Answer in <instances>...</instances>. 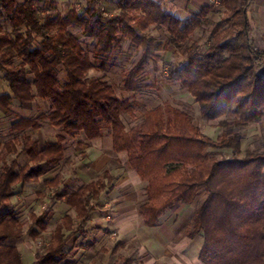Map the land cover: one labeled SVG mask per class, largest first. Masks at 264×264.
Listing matches in <instances>:
<instances>
[{
	"label": "trees",
	"instance_id": "16d2710c",
	"mask_svg": "<svg viewBox=\"0 0 264 264\" xmlns=\"http://www.w3.org/2000/svg\"><path fill=\"white\" fill-rule=\"evenodd\" d=\"M84 1L80 10L62 17L55 15L57 0H0V115L11 131V139L0 142V264H22L11 242L22 240L26 229L12 199L21 187L39 183L54 170L59 173L44 183L50 204L32 215L28 230L38 239L48 230L51 206L66 204L69 213L34 262L63 264L69 240L114 190L115 178L105 171L64 192L62 163L72 139L82 136L92 143L104 131L113 151L125 153L129 169L146 184L147 200L138 209L145 227H157L173 205L191 206L203 195L183 235L202 237L201 264H264V145L239 159L241 131L264 119V39L254 38L248 16L255 0H220L227 16L219 22L211 18L210 7L184 21L157 0H120L114 15H107L98 0ZM2 20L11 30L3 29ZM211 26L200 53L189 40L197 29ZM151 27L165 28L166 44L183 55V61L168 65V78L194 99L203 119L219 122L224 133L217 139L170 106L147 112L139 125L127 129L124 115L135 113L131 101L118 97L103 78L89 79L130 42L141 57L123 71L122 86L127 93L138 92L146 67L161 62L166 50L149 36ZM99 60L102 66L95 64ZM36 101L49 104L48 111L11 119L13 105L23 108ZM43 122L61 132L55 141H43ZM218 151H230L232 158L219 160L213 154ZM23 157L27 162L21 164Z\"/></svg>",
	"mask_w": 264,
	"mask_h": 264
},
{
	"label": "rangeland",
	"instance_id": "374dc122",
	"mask_svg": "<svg viewBox=\"0 0 264 264\" xmlns=\"http://www.w3.org/2000/svg\"><path fill=\"white\" fill-rule=\"evenodd\" d=\"M19 2L20 0H16ZM114 3L111 2V0H98V6L102 9L103 11L106 12L107 15H114L118 11V7L116 4V0H113ZM85 3L84 0H57V12L55 15L58 13L62 17L66 16L73 8H77L80 10L81 6H83ZM162 3V1H160ZM173 3V2H172ZM49 3H46L44 5L45 8L48 7ZM114 4V6H113ZM169 6L171 5V1H167L165 3ZM218 8H220V11H217V13H214L215 15H218L217 17V22L220 20L226 18V12L224 9L221 8L220 4L216 5ZM254 6V5H253ZM164 7V6H163ZM108 8V9H107ZM253 8V7H252ZM250 9L249 12V17H250V24L253 28V36L257 40H261L262 38L264 39V13H261L259 10H257V7L255 6V9L252 10ZM167 9V8H166ZM167 12L171 13L172 15L176 16L179 18L178 14H174L170 12L167 9ZM214 14L211 18L214 17ZM195 16V14H188V16H184V21L188 20L190 18ZM219 20V21H218ZM1 25L3 26L4 30H11L10 26L6 21L2 20ZM72 32H77L76 29H70ZM214 30V26L211 27H202L200 29H197L194 34L192 35L191 39L189 40V45H195L197 46L195 49L198 52H204L205 47L208 42V38L210 37L211 33ZM149 36L152 38L156 39V41H160L163 44H166L169 39V34L165 28H160V27H151L148 31ZM86 45L91 44V40L87 39L85 40ZM166 50L160 53V56L162 57V61L159 63H154L151 62L145 69L143 75L141 76L139 80V85H140V90L136 93H127L123 90L122 86V81H123V71L125 69H131L136 65L138 60L141 57V53L138 52L130 42H126L123 46V50L119 52L116 56V60H110L107 63L106 69H101L98 68L96 70H93L90 72L89 79L90 80H95V79H101L103 78L104 80L108 81L115 89L116 94L118 97L122 99H128L131 101L133 107H134V116H129V115H124L123 121L125 123V126L127 129H130L136 125H139L144 118V115L157 108V107H166L170 106L175 109H178L180 111H183L187 113L193 120L194 124L200 129L201 133L211 137L213 139H217L224 133V129L219 126V122H212V121H207L201 117L199 107L197 103L194 101V99L188 94L186 90H184L181 85L177 82L171 81L168 78L167 71H168V65L169 64H178L179 62L184 60V57L181 53L177 52L173 47L170 45H165ZM87 48V47H86ZM88 49V48H87ZM103 61L99 60L95 62L98 66H102ZM60 78L65 79V74L60 71ZM49 109V104L42 102V101H36L31 104H26L23 108L20 106L13 105L11 107L12 110V115L11 119H13L15 116H20V117H33L35 114L38 116L39 114L47 112ZM2 115H0V142H5L11 139V131L9 128L6 127L4 124V121H2ZM2 119V120H1ZM15 119V118H14ZM108 131H104V136L103 140L107 139V148H109L108 143L110 142L109 139V134H107ZM61 132L58 129H54L50 126L47 125L46 122H43V130L41 131V137L43 141L46 140H52L55 141L57 139V136ZM32 136H37V135H32ZM241 137H242V153L239 155V159H242L245 155V152L247 150L251 151H256L259 152L263 150V145H264V119L260 124L257 125H252L245 130L241 131ZM104 147H106L104 145ZM103 147V148H104ZM72 148L67 149V157L70 159V165H66L62 171V178L63 180L67 181L70 180L69 184H63L64 187L62 190L64 192H67L68 190H73L77 189L83 185H86L90 183L91 181H95L98 179L99 175L97 172H94L89 176V180H82L79 178L77 174L74 173L72 175V170L74 168L75 163L73 164L72 162H76L77 158L79 159V156L76 155L73 157L72 155ZM213 152V151H212ZM125 154V153H124ZM217 159L222 160V159H231L232 158V153L230 151H218L213 153ZM126 156V154H125ZM123 156L122 159L120 160L121 165L129 169L127 165V156ZM9 158L12 160L11 157ZM19 162L23 164L24 162H27L25 157L23 159H20ZM115 165L118 166V164L115 162ZM2 164H0L1 168ZM132 171V170H130ZM115 176L118 175L117 173L114 174ZM71 176V177H70ZM132 176L131 180H136L137 183V191L139 195H141V200L142 203L143 201L146 202V184L143 183L136 172L132 171ZM70 177V179H69ZM61 178V179H62ZM62 180V183L64 182ZM61 184V183H60ZM61 190V191H62ZM51 191V190H50ZM25 192H28L25 189ZM108 196H105V201L106 202H111L112 199L110 198L109 194ZM112 196H115L111 194ZM44 197H40L38 199V205L40 208V213H42L44 210H42V206L46 204H50V192L49 189H46L45 192L43 193ZM116 197V196H115ZM114 197V198H115ZM203 199V195H201L200 199L196 201L191 206H183L181 204H175L168 210L164 212V214L160 217V222L159 224H162L164 220L170 216H172L174 213H176L179 209L185 208V211H183L182 216L178 220V225L177 228L179 229L178 235L176 237L178 242L180 244H189V250H190V257L197 259V255L201 249L202 246V237H197L194 240H189L186 241V238L183 236L185 235V231L187 230L188 224L190 223L191 217L193 210L199 205L201 200ZM141 203V202H140ZM48 206V205H47ZM46 206V208H47ZM50 206V205H49ZM54 205L51 206V211L53 210ZM12 207L20 212V205H14L12 204ZM109 208L110 207H105V210H108L106 213H109ZM51 213V212H50ZM28 217H31V214L28 215ZM27 219V218H26ZM29 220H25L23 223L27 224L25 225V229L28 230L27 227H29ZM54 227V225L52 226ZM54 233V231H53ZM53 233L51 234L50 229L44 235H41L38 239H29L33 243L34 250L37 252L43 242L48 241L52 236ZM159 233V230L156 228H147L142 226V232L138 233L136 235V238L131 237L130 239L127 240H122L119 241V235L115 233L114 231L107 234L108 237L110 238L107 239L108 243L110 246H115L116 247V253H121L123 256H132L131 258L134 259L133 261L139 262L141 260H144L145 253L140 250V247L146 243V235L152 239L155 238V235ZM113 234V235H112ZM29 237V236H28ZM156 239V238H155ZM149 240V239H148ZM119 241V242H118ZM65 255V261L67 260H77L74 259V252L71 251H66ZM137 253V254H136ZM78 253V256L79 257ZM103 256V255H102ZM116 256L114 260H116ZM124 258H119L118 263L123 264ZM33 261V256L29 255L26 256V263L31 264Z\"/></svg>",
	"mask_w": 264,
	"mask_h": 264
},
{
	"label": "crops",
	"instance_id": "0c3cea01",
	"mask_svg": "<svg viewBox=\"0 0 264 264\" xmlns=\"http://www.w3.org/2000/svg\"><path fill=\"white\" fill-rule=\"evenodd\" d=\"M157 1L159 3L162 1L160 4L162 7L164 6L163 9L166 12L168 9L170 12L178 14L181 20H184V16H188V14L197 15L204 7H210L212 9V16L214 13H217V11H220V8L216 6L220 4V0ZM167 1H171L172 6H170V8L165 4ZM111 2L114 3L113 0H111ZM119 2L120 0H116L117 7ZM255 6L257 10L264 13V0H255L251 6V8L253 7L252 10L255 9ZM217 17L218 15L214 14V21H217ZM109 139V148H107V142H105L107 139L104 141L103 138L88 143L80 136L72 139L69 144V148L73 146V157L76 155L79 156L76 162H72L73 164L75 163L72 173L77 174L82 180H89V176L94 172L100 175L105 171H109L115 178V182L113 184L114 190L109 194L112 201L106 202L104 197L89 219L82 224V229H80L79 233L75 234L68 242L67 249L75 253L74 259L77 260H67L64 264H119V258H124L123 264H125L127 260H131L128 264H201L198 259L199 253L197 259H195V257L191 258L189 255V244H180L177 240L178 237H176L179 231L177 228L179 224L178 220L182 216L183 211H185V208L179 209L172 216L166 218L162 224L155 227L159 230V233L155 235L156 239H153V237L151 239L146 235V243L140 247V250L145 253V255H143L144 260L135 262L133 261L134 259L131 258L133 255L131 257L128 255L123 256L120 252L116 253L117 250L115 246L113 247L107 244V239L110 238L107 234L113 231L119 235V241L127 240L131 237L136 238V235L142 232L144 223L138 214V209L145 203V201L142 203L140 199L141 195H139L137 191L136 186L138 182H136V180H131L133 177L132 171H130L126 165L125 167L121 165L120 160L125 154L115 153L112 149L111 137H109ZM104 145L106 147H104ZM69 160L70 159L67 157V160L62 163L63 168L66 165H70ZM115 162L118 166L115 165ZM58 173V170H54L46 175V177L42 178L39 183L28 184L20 188L17 195L12 199V204L20 205L21 209L19 216L22 222L29 220L27 222L30 224L32 215L41 214L38 199L46 190L44 183L46 180H52ZM115 173L118 175L115 176ZM69 182L70 180H67L65 184H69ZM25 189L28 192H25ZM53 207L48 218V231L50 229L51 234L60 224L64 215L69 213V207L64 203H55ZM105 207H110L108 214L106 213L108 210H105ZM30 214L31 217H28ZM25 225L27 224L25 223L24 226ZM53 225L54 227H52ZM29 239H32V237H30V232L29 230H25V235L22 240L11 242V244L16 246L22 264H27L26 256L29 255L33 256L31 264L35 262V255L37 252L34 250L32 241ZM189 240L190 239L186 238V241L189 242ZM78 253H80L79 257H77ZM115 256L117 257V262L114 260Z\"/></svg>",
	"mask_w": 264,
	"mask_h": 264
},
{
	"label": "built area",
	"instance_id": "2783aa9c",
	"mask_svg": "<svg viewBox=\"0 0 264 264\" xmlns=\"http://www.w3.org/2000/svg\"><path fill=\"white\" fill-rule=\"evenodd\" d=\"M45 209H46V205H43V206H42V210H45Z\"/></svg>",
	"mask_w": 264,
	"mask_h": 264
}]
</instances>
